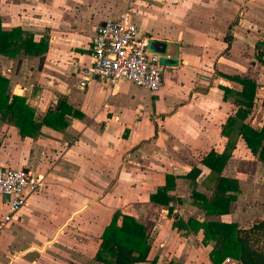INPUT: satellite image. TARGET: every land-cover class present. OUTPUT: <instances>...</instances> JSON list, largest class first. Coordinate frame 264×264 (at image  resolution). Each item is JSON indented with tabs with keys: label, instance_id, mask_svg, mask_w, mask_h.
Returning a JSON list of instances; mask_svg holds the SVG:
<instances>
[{
	"label": "crops",
	"instance_id": "1",
	"mask_svg": "<svg viewBox=\"0 0 264 264\" xmlns=\"http://www.w3.org/2000/svg\"><path fill=\"white\" fill-rule=\"evenodd\" d=\"M125 10L140 35L165 43L155 92L85 71L95 27ZM0 24L45 44L38 54L0 53L6 93L22 96L34 117L60 101L70 109L64 128L41 125L32 136L0 111V165L40 181L0 228V264H107L94 255L115 211L145 227L150 248L133 264H212V243L186 223L205 218L191 190L211 195L201 159L222 153L228 118L264 127L255 98L264 92V0H0ZM259 151L239 134L222 168L238 191L220 218L243 228L264 218ZM166 174L174 176L170 212L150 199ZM6 212L0 195V220Z\"/></svg>",
	"mask_w": 264,
	"mask_h": 264
},
{
	"label": "trees",
	"instance_id": "2",
	"mask_svg": "<svg viewBox=\"0 0 264 264\" xmlns=\"http://www.w3.org/2000/svg\"><path fill=\"white\" fill-rule=\"evenodd\" d=\"M44 43V42H42ZM45 50V44L32 40L31 35L19 27L3 30L0 24V53L14 56L19 52L38 54ZM8 81L0 75V111L11 114L21 135L39 133L41 125L62 129L68 124L66 113L70 109L60 101L56 108L47 110L43 116L34 117L33 110L20 95L9 96L6 93ZM250 107L241 108L246 112ZM228 118L225 123L227 141L222 153L209 151L201 162L210 169L209 177L214 182L211 195L191 190L192 202L204 211L205 218L200 220L189 217L186 221L191 231H203V242H211L209 259L212 264H220L225 258H232L235 264H264V218L258 219L247 228L239 227L235 221H224L221 215L228 212L229 204L236 199L237 181L222 174V168L231 155L237 135L241 134L245 142L255 151L260 146L257 157L264 161V140L259 143V136L264 138V127L254 130L242 123ZM199 169L192 168L186 176L194 179ZM174 176L165 175V184L158 186L150 194V199L172 209ZM150 245L144 225L134 216L115 211L109 223L104 227L101 241L94 255L96 260L107 264H133L146 259ZM134 252L137 254L135 255ZM164 264H175L169 261Z\"/></svg>",
	"mask_w": 264,
	"mask_h": 264
},
{
	"label": "built area",
	"instance_id": "3",
	"mask_svg": "<svg viewBox=\"0 0 264 264\" xmlns=\"http://www.w3.org/2000/svg\"><path fill=\"white\" fill-rule=\"evenodd\" d=\"M148 41L138 33L131 12L125 10L118 18L95 27L90 38L91 64L85 71L111 85L125 80L155 92L162 85L164 66L159 54L148 48ZM255 98L256 103L264 108V92ZM39 185V179L33 178L28 171L0 165V195H7V212L0 220V228ZM229 261L230 258H225L221 264Z\"/></svg>",
	"mask_w": 264,
	"mask_h": 264
},
{
	"label": "water",
	"instance_id": "4",
	"mask_svg": "<svg viewBox=\"0 0 264 264\" xmlns=\"http://www.w3.org/2000/svg\"><path fill=\"white\" fill-rule=\"evenodd\" d=\"M148 48L151 51H154V52L158 53L160 57H162V56L165 55L166 46H165V43H163L161 41L149 39V41H148ZM3 198L5 200H7V195H3Z\"/></svg>",
	"mask_w": 264,
	"mask_h": 264
},
{
	"label": "rangeland",
	"instance_id": "5",
	"mask_svg": "<svg viewBox=\"0 0 264 264\" xmlns=\"http://www.w3.org/2000/svg\"><path fill=\"white\" fill-rule=\"evenodd\" d=\"M235 262L236 261L234 259L230 258V261L228 263H226V264H235Z\"/></svg>",
	"mask_w": 264,
	"mask_h": 264
}]
</instances>
